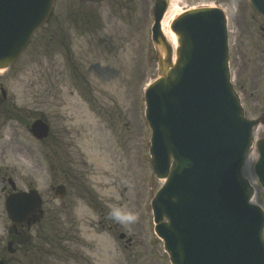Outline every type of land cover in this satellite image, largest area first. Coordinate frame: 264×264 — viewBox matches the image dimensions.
Returning a JSON list of instances; mask_svg holds the SVG:
<instances>
[{
	"label": "rangeland",
	"instance_id": "1",
	"mask_svg": "<svg viewBox=\"0 0 264 264\" xmlns=\"http://www.w3.org/2000/svg\"><path fill=\"white\" fill-rule=\"evenodd\" d=\"M177 7L179 13L199 7L224 11L234 87L246 117H261L264 22L247 0H178ZM152 8L153 0H55L16 63L0 72L7 99L17 107L14 116L0 119V165L17 190L38 192L44 218L57 217L52 234L62 240L51 253L34 239L33 228L32 264H169L147 204L162 184L151 168L142 114L143 90L158 76ZM41 116L51 141L39 143L27 127ZM252 152L243 175L255 182L258 155ZM59 185L66 190L61 199L51 190ZM4 186V195H11ZM254 187L255 202L264 209V191ZM19 259L11 264H27Z\"/></svg>",
	"mask_w": 264,
	"mask_h": 264
},
{
	"label": "water",
	"instance_id": "2",
	"mask_svg": "<svg viewBox=\"0 0 264 264\" xmlns=\"http://www.w3.org/2000/svg\"><path fill=\"white\" fill-rule=\"evenodd\" d=\"M53 1L0 0V69L16 60ZM249 2L264 18V0ZM166 7L167 0H154L152 40L164 61L158 56L159 78L145 94L152 166L167 179L154 203L156 231L165 233L173 264H264V213L249 203L253 191L240 174L251 129L264 117L243 118L229 82L223 13L201 8L180 15L171 25L178 44L172 64L160 30ZM31 131L42 138L48 128L37 121ZM257 149L254 172L264 188V138ZM63 194L62 187L55 190L57 197ZM38 205L32 193L10 196L5 207L16 222Z\"/></svg>",
	"mask_w": 264,
	"mask_h": 264
},
{
	"label": "flooded vegetation",
	"instance_id": "3",
	"mask_svg": "<svg viewBox=\"0 0 264 264\" xmlns=\"http://www.w3.org/2000/svg\"><path fill=\"white\" fill-rule=\"evenodd\" d=\"M11 107L16 108L15 105L9 106L7 101V96L5 95V92L2 91V84L0 82V118L1 117H7V114L11 112ZM12 132V131H9ZM14 133L16 131H13ZM16 134V133H15ZM2 137L0 136V159H3L4 155V146L1 148ZM20 147V146H18ZM5 173L3 166L0 165V264H5L6 261H8V256H6V252L13 251L15 253H20L22 247H21V238H22V231L29 229V226H24L22 224L15 225L7 229V234L5 233V224H4V205H5ZM11 243V248H6L5 245ZM11 259H9L10 261Z\"/></svg>",
	"mask_w": 264,
	"mask_h": 264
},
{
	"label": "bare ground",
	"instance_id": "4",
	"mask_svg": "<svg viewBox=\"0 0 264 264\" xmlns=\"http://www.w3.org/2000/svg\"><path fill=\"white\" fill-rule=\"evenodd\" d=\"M177 3H178V0L169 1L168 9L161 22L162 32L164 33V35L166 36V38L168 39V41L170 42L173 48H175L176 46V37H175V34L170 30V23L172 19L179 14ZM256 131H259V129H257ZM257 133L258 132H256V134ZM252 156H253V153L251 152L247 157L246 165H248ZM252 183L254 182L252 181Z\"/></svg>",
	"mask_w": 264,
	"mask_h": 264
},
{
	"label": "clouds",
	"instance_id": "5",
	"mask_svg": "<svg viewBox=\"0 0 264 264\" xmlns=\"http://www.w3.org/2000/svg\"><path fill=\"white\" fill-rule=\"evenodd\" d=\"M133 217L131 215L128 216V219H132Z\"/></svg>",
	"mask_w": 264,
	"mask_h": 264
}]
</instances>
